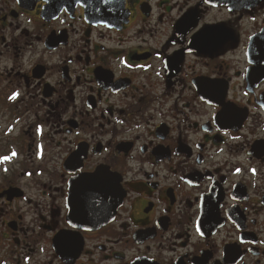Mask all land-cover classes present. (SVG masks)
Here are the masks:
<instances>
[{"label": "flooded vegetation", "instance_id": "1", "mask_svg": "<svg viewBox=\"0 0 264 264\" xmlns=\"http://www.w3.org/2000/svg\"><path fill=\"white\" fill-rule=\"evenodd\" d=\"M0 264H264V0H0Z\"/></svg>", "mask_w": 264, "mask_h": 264}, {"label": "water", "instance_id": "2", "mask_svg": "<svg viewBox=\"0 0 264 264\" xmlns=\"http://www.w3.org/2000/svg\"><path fill=\"white\" fill-rule=\"evenodd\" d=\"M237 3H240V5H247V4H251L252 3V0H247V1H244V0H236ZM89 14V17L91 19H93L95 22L97 23H102L104 22L103 21V18L101 16V11L99 10H91L88 12Z\"/></svg>", "mask_w": 264, "mask_h": 264}]
</instances>
